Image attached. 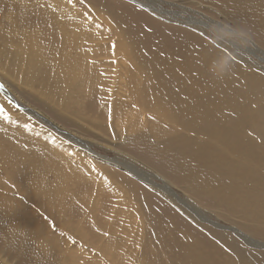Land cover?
Listing matches in <instances>:
<instances>
[{"label":"rangeland","instance_id":"374dc122","mask_svg":"<svg viewBox=\"0 0 264 264\" xmlns=\"http://www.w3.org/2000/svg\"><path fill=\"white\" fill-rule=\"evenodd\" d=\"M198 47L264 88V0H0V264H218L231 242L236 264H264V213L198 197L214 184L188 188L159 154L194 134L150 99L163 74L212 120L237 115ZM167 89L191 117L206 108Z\"/></svg>","mask_w":264,"mask_h":264},{"label":"bare ground","instance_id":"6f19581e","mask_svg":"<svg viewBox=\"0 0 264 264\" xmlns=\"http://www.w3.org/2000/svg\"><path fill=\"white\" fill-rule=\"evenodd\" d=\"M141 19L149 24L152 29L156 27L155 22H151L143 16ZM253 25L254 24H252V27ZM252 27L251 30L253 29ZM168 36V43H181V39H179L177 35L168 34ZM186 44L188 45L189 42ZM199 47L195 50L192 49V52L190 51L191 47L190 50L189 48L188 50L191 53L201 51L200 54L204 56L200 59V64L204 59L207 60L211 58L212 61L214 58L219 60L218 57L208 56L205 54L204 48ZM173 53L175 54V52ZM172 57H174V55ZM189 57L191 56L189 55ZM171 60L175 61L176 58L175 60L171 58ZM179 63L180 62H178V64ZM151 67L153 66L151 65ZM161 69L164 70L163 68ZM146 72L149 73V71ZM152 73L153 72H151V77L154 75H152ZM171 73L172 74L167 75L163 74L161 79H159L161 77L159 76V80H157L154 85L156 96L150 93V99L156 98L165 103L167 99L171 100V102L174 101V104L168 105V118L174 119L182 128L192 131L194 134L191 136L178 133L173 137L164 139L159 145L161 148V153H159L161 159H163L165 165L173 167L176 173H183L188 176L186 185L194 191H199L197 186L214 184L209 190L200 192L198 197L207 196L205 199L229 207L233 210L232 213L238 214L243 220H249L256 216H260L262 212L264 213V205H261L264 204V88L261 82L254 79L255 76L253 78L249 73H245L242 77L237 70L224 65L220 60L217 68L215 65H212V72L210 75L214 76L216 74L215 87L223 92L221 96L223 97L224 95L223 100L226 102L227 106L230 104L231 107L235 109L236 107L238 108L235 118L231 116L227 119L218 117V120H212L216 115V111L210 110L213 106L203 100V98L206 97L196 94L194 91L195 87L192 86L190 81L184 80L181 74H173V71ZM160 74L162 75V73ZM202 75V80H204L207 72H202ZM177 83L185 89L190 88L192 90L196 106L200 107L204 105L206 108H191L196 111L194 117L187 114L185 107L181 111L178 108V106L181 105L177 101V98L169 93L167 89L168 87L175 86ZM239 88L242 89L243 93L240 100L237 99L236 94ZM196 99L201 100L197 101ZM208 99L217 103L215 104L216 107L221 108L223 105L214 98ZM162 104L164 105V103ZM239 109L246 113L244 118L243 116L239 118ZM252 109H254V111H252ZM209 117H211L210 120L204 119ZM51 125L53 126V124ZM56 129L59 130L57 127ZM245 155L246 157L243 159ZM231 156H234V159H231ZM226 188L235 192L236 195L234 199L225 200L223 190ZM185 242L189 247L193 246L190 238H185ZM194 244L196 245V242H194ZM226 247L229 250L227 254L224 255L227 256L228 259L226 257H223V259L219 258L220 262L218 264H236L237 261H242L243 258L239 254L238 248H234L232 242L230 245L227 244ZM185 264L193 263L189 261Z\"/></svg>","mask_w":264,"mask_h":264},{"label":"water","instance_id":"95a60500","mask_svg":"<svg viewBox=\"0 0 264 264\" xmlns=\"http://www.w3.org/2000/svg\"><path fill=\"white\" fill-rule=\"evenodd\" d=\"M1 86V85H0Z\"/></svg>","mask_w":264,"mask_h":264}]
</instances>
